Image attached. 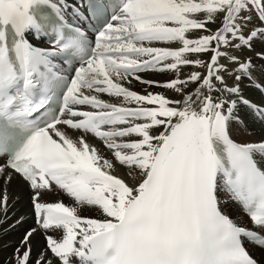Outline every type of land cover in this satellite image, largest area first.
<instances>
[{"label":"snow or ice","instance_id":"obj_1","mask_svg":"<svg viewBox=\"0 0 264 264\" xmlns=\"http://www.w3.org/2000/svg\"><path fill=\"white\" fill-rule=\"evenodd\" d=\"M67 7L66 0H0V157H7L0 175L7 169L19 175L33 190L37 221L44 229H63L62 239L47 237L48 249L60 264H258L243 241L264 247V235L234 223L218 194L230 193L254 228H264V171L254 158L264 156V141L237 143L229 132L230 123L239 122L238 104L264 116L239 87L251 78V60L231 54L264 36V0H81L73 14L83 18L80 9L86 8L96 21L94 43L67 23ZM218 16L221 26L208 29ZM253 16L262 26L248 27ZM196 29L209 34L188 38ZM28 31L53 34V48L34 47L25 38ZM61 53L78 57L70 77L53 71L52 58ZM201 53H210L207 63L188 58ZM221 58L238 65L235 86L221 75L227 71ZM187 65L206 66L207 73L157 86L183 94L189 83H198L195 96L170 100L124 86L133 78L156 83L142 80L140 72L178 73ZM38 90L50 92L57 107L49 110L47 94L36 101ZM159 127L163 131L153 134ZM72 131L82 134L74 139ZM88 133L112 150L133 179L138 172L140 182L129 186L111 174L113 161L90 146ZM53 185L76 206L40 203L41 190ZM7 200L0 197L5 216ZM83 205L97 207L103 218L81 217ZM33 232L21 241L23 251L17 248L16 264H30ZM35 264L52 261L41 255Z\"/></svg>","mask_w":264,"mask_h":264},{"label":"bare ground","instance_id":"obj_2","mask_svg":"<svg viewBox=\"0 0 264 264\" xmlns=\"http://www.w3.org/2000/svg\"><path fill=\"white\" fill-rule=\"evenodd\" d=\"M198 15L200 19L204 18V14H198ZM221 18H222L221 16H218L214 23H209L207 25V28L212 31L217 30L221 26ZM253 26H262L260 24V21H258L255 18V16H253V20L248 27L252 28ZM206 34L209 33L203 29H196L189 32L187 36L190 39H194ZM261 37L264 38V36H258L252 42V46L253 48H256L258 50L260 48L261 53H264V42L263 41L260 42ZM36 44L46 47L45 44L42 42H37ZM154 46L178 48L181 45L179 43H172V44L158 43L155 44ZM245 51L246 48L245 49L243 48L241 50H231V54H237L242 62L248 59L251 60L252 59L251 56H254V54L250 52L245 53ZM258 57L260 58V56ZM188 58L192 60L200 59L205 63H207L210 59V53L188 54ZM219 62L220 64L225 65V67L227 68V71L221 73V75L224 76L227 85L235 86L237 82L234 79L235 74L233 73V69H235L237 65L229 63L224 58H221ZM256 63H260L261 66L260 70L262 72V76L257 75L255 78L257 79L258 77L257 79L258 83L260 81V84L262 85V87H264V59L260 58V60H256ZM194 71L200 72L201 75H206L207 67L206 66L197 67L194 65L180 66L178 73L176 71H164V72L154 71L153 73L151 72L152 73L151 76L147 75L148 72L150 71H144L138 74L145 73L146 78L152 79L153 81L156 82L153 84V86H146L144 84H140V81L134 78L131 79L130 83L124 82V86L136 92L140 90L154 91L155 93L164 95L168 99L182 100L183 96L185 95L195 96L196 90L199 87L198 83H189L184 88L183 94L177 93L173 89L159 88V86L157 85H163L171 81L172 79H176L177 77L179 79L186 80ZM241 80H242L241 82L239 81V87L241 89L242 96L245 99L249 100L253 105H256L257 108L264 109L263 88L261 90L259 89L260 91L258 92L257 90H255L257 87L253 89L251 88L253 85H250V83L249 85H247L245 83L244 78ZM213 83L214 85H216V87H223L222 85H220L218 81L213 80ZM204 91L206 95H211L213 96L214 99L218 95V93L215 91L211 93L207 92L206 89ZM147 94L148 93H146L145 95ZM99 95L101 99H104L107 102H112L117 104L122 103V98L120 97H109L107 94H99ZM233 98L235 99L236 97ZM130 106L135 107V105H130ZM182 106L183 105H180V107ZM81 110H92V109H90L87 106H81ZM236 115L239 117V122L233 120L229 126L230 136L235 142L255 143V142L264 141V116L262 121L259 118V114L257 112L242 104H238ZM161 131H163V127L156 128L153 130V134H159ZM249 131L250 134H248ZM81 134L82 133L79 131H72L70 133L71 136L74 135L72 136V138L74 139L79 137ZM84 138L90 144V146H94L97 148L101 156L113 161L114 167L113 169L110 170L111 174L117 176L118 178L124 179L125 182L129 184V186H134L135 184L140 182L142 177L139 176L138 172L136 174L135 179H133L129 175V169L125 166L119 165L118 162L114 160L112 150L106 148L103 141L96 138L93 134L90 133L85 134ZM132 139H135V137H133ZM254 158L258 166L264 171V156L256 155ZM8 173H11V180H7ZM59 190L60 189L55 185H53L51 190H47V189L41 190L39 201H41L42 203L62 202L69 207L76 206L73 198L69 197L63 190L60 191ZM220 192H221L220 194H221L222 210L224 207L227 210V213L232 214L234 218H236L238 221L246 220L248 218L247 215L240 208L239 204H237V202L231 198V194L223 190H221ZM5 194L8 197L7 214L5 216L3 212H0V221H2V223H0V264H16V250L17 248H21L23 251V248L21 247V241L23 240L25 234L32 229H35V232H33L32 236L29 239V244L31 249L30 264H35L36 260L39 257H41V255H43L45 260H48L47 258L50 257L53 258L52 253H50V250L47 247V242H46L47 238L46 240H44L45 241L44 243L40 242V238L42 235L45 237H48L49 235L54 239L60 240L62 239L63 236V229L57 228L55 226L50 227L49 229H44L42 227L41 223L37 221V217L35 215V212L33 211L34 208L33 202H32V210L30 208L31 201H33L32 200V197L34 195L33 190L19 175L15 174L10 169H7L4 175H0V197H2ZM81 207L82 206L78 207L79 211ZM82 213H84V215H82L84 216V218L87 217V218H97V219H100L99 217H97L99 215L98 213L102 214L100 210H94L92 208H87V210ZM45 232L48 233L44 235ZM246 244L248 246L247 248L249 253L257 260V262L259 264H264V260L260 259L262 257V254H264V249L248 241H246ZM54 261L57 264H60L59 260L58 259L56 260L55 258L53 259L52 264H55Z\"/></svg>","mask_w":264,"mask_h":264},{"label":"rangeland","instance_id":"obj_3","mask_svg":"<svg viewBox=\"0 0 264 264\" xmlns=\"http://www.w3.org/2000/svg\"><path fill=\"white\" fill-rule=\"evenodd\" d=\"M257 27H260V26H257ZM264 42V38L263 37H261V39H260V42ZM245 49V48H244ZM246 52H250V53H253L254 54V56H251L252 57V59H251V62L254 64H252V69H251V78H248V77H244V79H245V83L247 84V85H249V83H250V85H253L251 88H253V89H255L256 87L258 88H256L255 90H257L258 92L262 89L261 88V84H260V81H259V83H258V77H257V79L255 78L257 75H260V76H262V72H261V70H260V68H261V66H260V63H256V60H260V58H262L261 56H263V55H260V54H263V53H261V50H260V48H259V50L258 49H256V48H253V46H251V48H246V51H245V53ZM232 55H235V56H237L238 58H239V56L237 55V54H232ZM258 56H260V58L258 57ZM249 57V56H248ZM254 58V59H253ZM262 59H264V58H262ZM253 60H255V61H253ZM241 61V60H240ZM242 62V61H241ZM236 65V64H235ZM236 67H238V65L236 66ZM235 67V68H236ZM154 72V71H150V72H148V76H151V74ZM255 74V75H254ZM140 77H141V79L142 80H149V81H153L152 79H148V78H146L145 77V73L144 74H138ZM242 81V80H241ZM240 81V82H241ZM252 83V84H251ZM254 83V84H253ZM140 84H144V83H141L140 82ZM144 85H146V86H153V84H144ZM247 85H245V86H247ZM260 87V88H259ZM159 88H164V87H159ZM260 89V90H259ZM149 92H151V93H155L154 91H142V90H140V91H137V93L138 94H141V95H145L146 93H149ZM262 98H263V96H262ZM170 100H172V99H170ZM245 133V132H244ZM248 134H250V131H249V133ZM72 136H74V135H72ZM60 191V190H59ZM51 192V191H50ZM221 192H219V198H220V201H221V194H220ZM66 203V202H65ZM67 204V203H66ZM227 204V203H226ZM222 205H223V203H222ZM228 205V204H227ZM30 208H31V204H30ZM87 208H92V209H94V210H99L97 207H95V206H88V205H84V206H82L81 207V209H80V211L78 210V215H80L81 217H83L84 218V216H82V215H84V213H82V212H84V211H86L87 210ZM223 211L224 212H226L227 213V210L223 207ZM99 215L97 216V217H99L100 219H102L103 218V216H102V214H100V213H98ZM232 219H233V221L237 224V225H239L240 227H245V228H254V226H252V224L250 223V221L248 220V218L246 219V220H242V221H238L236 218H234V216L232 215V214H229V213H227ZM85 218H87V217H85ZM34 221V220H33ZM53 226H55V225H53ZM52 226V227H53ZM257 229V228H256ZM258 231H260L259 229H258ZM261 232V231H260ZM262 232H264V230H262ZM48 232H45L44 233V235H46ZM48 237H49V235H48ZM42 239H43V241H42ZM45 236H41V238H40V242L41 243H44L45 241ZM45 245V244H44ZM21 251H22V249H21ZM46 251V250H45ZM50 253H51V251H50ZM45 255V254H44ZM52 256H54L53 254H52ZM262 258L264 259V255H262ZM48 260H51L52 262H53V259H54V257L53 258H47ZM55 262V261H54ZM55 264H57L56 262H55Z\"/></svg>","mask_w":264,"mask_h":264}]
</instances>
